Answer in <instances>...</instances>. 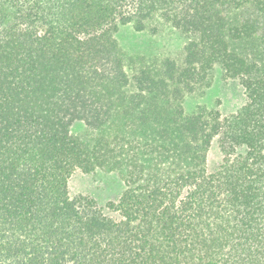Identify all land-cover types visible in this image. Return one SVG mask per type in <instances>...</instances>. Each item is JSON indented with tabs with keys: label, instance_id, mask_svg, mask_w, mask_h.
Wrapping results in <instances>:
<instances>
[{
	"label": "trees",
	"instance_id": "16d2710c",
	"mask_svg": "<svg viewBox=\"0 0 264 264\" xmlns=\"http://www.w3.org/2000/svg\"><path fill=\"white\" fill-rule=\"evenodd\" d=\"M216 73L245 103L186 111ZM76 172L120 178L117 217ZM0 264H264V0H0Z\"/></svg>",
	"mask_w": 264,
	"mask_h": 264
},
{
	"label": "rangeland",
	"instance_id": "374dc122",
	"mask_svg": "<svg viewBox=\"0 0 264 264\" xmlns=\"http://www.w3.org/2000/svg\"><path fill=\"white\" fill-rule=\"evenodd\" d=\"M119 42L122 48L134 55H152L156 51L171 52L177 50V45L183 42L182 39L170 38L167 45L163 36L159 47L155 42L161 37H150L145 32H138L133 26H124L119 31ZM159 47V48H158ZM161 50V51H160ZM245 103V94L241 86L230 80H225L221 74L216 73L209 87L204 93L188 96L185 99L184 108L191 111L200 105L215 107L222 116H228L237 111ZM222 161V154L214 141L210 147L207 157V166L210 172L215 171ZM124 189L123 182L113 173L97 172L95 174H83L76 172L70 179L68 190L70 197L86 195L93 198L98 206L111 217H117V213L111 212L107 208L108 203L117 202Z\"/></svg>",
	"mask_w": 264,
	"mask_h": 264
}]
</instances>
